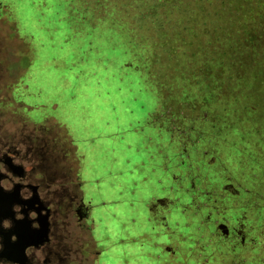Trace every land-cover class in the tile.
<instances>
[{
	"label": "rangeland",
	"instance_id": "1",
	"mask_svg": "<svg viewBox=\"0 0 264 264\" xmlns=\"http://www.w3.org/2000/svg\"><path fill=\"white\" fill-rule=\"evenodd\" d=\"M164 2L0 0V97L12 96L15 114L26 115L31 127L37 124L56 133L69 134L70 128L79 127L80 119L74 117L80 113L95 136L102 117L110 118L111 127H123L142 121L154 110L157 125L172 128L177 143L184 138L192 159V152L199 158L203 149H220L218 145L223 144L227 157L239 159L253 175L249 218L254 224L250 232L256 264L264 255V143L257 137L253 147L239 135L230 117L220 116L216 111L219 95L215 89L212 94L201 90L202 75L192 70L194 62L185 57L183 48L175 47L184 66L181 78L173 77L170 70L162 72L161 79L150 72L155 52L151 42L161 35L155 30L157 34L150 37L142 26L151 21L158 27L167 17L159 10V15L149 16L151 8L144 11V7ZM98 81L102 82L98 85ZM161 85L163 90L170 87L168 95L159 93ZM239 197L238 204L244 205L247 196ZM204 264H217V257Z\"/></svg>",
	"mask_w": 264,
	"mask_h": 264
},
{
	"label": "flooded vegetation",
	"instance_id": "2",
	"mask_svg": "<svg viewBox=\"0 0 264 264\" xmlns=\"http://www.w3.org/2000/svg\"><path fill=\"white\" fill-rule=\"evenodd\" d=\"M13 103L12 96L0 97V264H147L155 253L140 245V237L127 242L123 235L111 240L96 235L105 217L98 210L107 203H93L87 196L71 128L61 134L31 127L26 115L15 114ZM105 123L91 137L105 139ZM222 145L203 149L199 158L192 152V159L187 148L178 153L182 161L174 167L173 193H189L188 235L171 230L169 211L156 213L162 201L152 204L151 231L143 240L156 244L162 231L152 230L157 224L168 238L187 239L184 264H204L212 256L217 264H254L253 175L239 159L230 160ZM242 194L247 196L244 205L238 204ZM261 263L264 255L256 264Z\"/></svg>",
	"mask_w": 264,
	"mask_h": 264
},
{
	"label": "crops",
	"instance_id": "3",
	"mask_svg": "<svg viewBox=\"0 0 264 264\" xmlns=\"http://www.w3.org/2000/svg\"><path fill=\"white\" fill-rule=\"evenodd\" d=\"M101 82L96 83L99 85ZM156 102L157 98L152 102L153 109ZM110 108L108 106V111ZM153 112H148L142 121L129 125L124 123L123 127H111L110 118L102 117L107 122L102 128L108 136L98 140L91 137L84 113L76 114L74 118L80 119V125L71 128V133L81 155V179L88 198L93 203H107L98 210L105 217L102 226L96 228V235L101 240L106 235L110 240L123 235L127 242L132 236H138L140 245L155 253L147 264H184L188 263L189 257L184 252L188 247L187 239L177 241L176 238H168L163 235L164 228L157 224L152 230L162 231L161 236L155 239L156 244L143 240L145 231L151 229L150 217L155 201L163 203L154 206L156 213L168 215L169 211L171 226H168L182 235H188L191 215L188 191H181L177 198L173 193L174 167L182 161L177 157L180 150L183 153L184 138L182 143L175 142L174 130L167 126L159 127ZM165 113L167 118L169 113ZM187 139L185 143H188ZM132 217L134 222L130 221ZM165 247L170 248L166 250Z\"/></svg>",
	"mask_w": 264,
	"mask_h": 264
},
{
	"label": "trees",
	"instance_id": "4",
	"mask_svg": "<svg viewBox=\"0 0 264 264\" xmlns=\"http://www.w3.org/2000/svg\"><path fill=\"white\" fill-rule=\"evenodd\" d=\"M149 8V16L159 10L167 17L158 27L151 21L142 26L150 37L155 30L161 35L151 42L155 52L150 72L158 79L166 70L180 77L184 66L176 48H183V56L194 62L192 70L202 75L201 90L212 94L215 89L219 95L220 116L230 117L253 147L257 137L264 143V0H167L144 11ZM159 89L167 95L170 91L164 85Z\"/></svg>",
	"mask_w": 264,
	"mask_h": 264
}]
</instances>
